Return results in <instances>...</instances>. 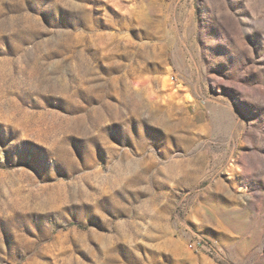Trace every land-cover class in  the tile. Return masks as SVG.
Here are the masks:
<instances>
[{"label":"rangeland","instance_id":"1","mask_svg":"<svg viewBox=\"0 0 264 264\" xmlns=\"http://www.w3.org/2000/svg\"><path fill=\"white\" fill-rule=\"evenodd\" d=\"M0 264H264V0H0Z\"/></svg>","mask_w":264,"mask_h":264}]
</instances>
